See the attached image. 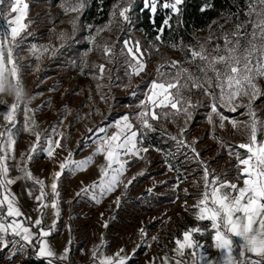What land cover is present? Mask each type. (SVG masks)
Segmentation results:
<instances>
[{
  "label": "rangeland",
  "instance_id": "rangeland-1",
  "mask_svg": "<svg viewBox=\"0 0 264 264\" xmlns=\"http://www.w3.org/2000/svg\"><path fill=\"white\" fill-rule=\"evenodd\" d=\"M23 2L28 4L26 16L21 21L26 28L15 43L10 36L4 39L3 31L7 30V20L17 14H9L7 3L0 6L3 10L0 41L4 44L5 66L9 70L12 67L8 64L11 47L12 60L18 68L19 88L22 89L17 99L16 80L6 72V83L12 90L9 92L6 88L0 95V116H5L13 103L18 107L13 120L4 121L0 150L23 183L30 187L40 188L47 184L52 172H61L55 181V197L62 211L58 228L71 242L72 255L67 264H101L102 260L112 256L114 262L128 256L134 264H143L162 255L183 258L189 249L181 256L176 251V240H183L184 232L194 227L202 229L193 233V239L202 245L194 252H212V248L204 243L213 230L212 222L196 219L203 207L200 201L205 191L209 192L216 184L225 180L239 182L243 178L240 173L244 166L239 164L237 156L243 159L248 153L238 146L250 143L253 123L250 111L255 112L258 141L264 142V135L260 134L264 129V95L251 103V109L249 97L243 95L233 101L235 111L231 110L232 105L219 106L220 90L215 87L216 78L207 65L212 57L227 54L225 37L232 41L228 47L240 40L241 47L235 54L241 62L246 55L245 49L250 50L252 44L257 48L264 45L258 27L264 20V5L259 0H249L240 22H221L212 30L200 31L194 35L192 46L179 50L147 42L133 29L130 19L124 20L120 16L123 8H130L131 0H122L115 6L111 20L92 33L86 31L81 22L82 8L72 11L80 0H63L55 5L44 0ZM174 2L163 1L160 6L164 8L165 3ZM126 15L129 17V12ZM122 27L125 33H121ZM137 42L139 51L133 59L128 48L135 52ZM201 45L208 61L192 55L193 51H201ZM217 46L219 51H216ZM258 56L259 52L253 54V64ZM138 62L145 68L135 75L133 67ZM201 69L207 71V76ZM208 77L212 80L218 111L227 118L223 127L220 126V115L211 110L212 96L205 94L203 88L193 86L195 80L207 87ZM154 80L165 84L179 81V95L177 88L170 90L175 98L172 102L179 101V111L170 104L161 107L148 102ZM142 83L145 88L138 103H118V97L135 96L137 86ZM256 83L264 92V77L258 78ZM161 99L162 96L158 97V103ZM120 111L124 113L108 124H102L112 112ZM153 112L158 119H152ZM141 113H147L143 118L154 131L159 130L174 140L173 148H168L167 153L143 142V134L150 129L143 125ZM125 115L130 129L125 128L122 119ZM132 132L137 133L136 147L120 156L123 170L117 171L120 168L117 163L109 167L107 145L103 142L113 134H120L122 140ZM51 138L60 146L54 143L53 155L49 157L47 142ZM80 145L75 155L74 150ZM102 145L105 151H97ZM81 161L86 163L77 167ZM62 163L65 164L63 170L60 168ZM29 172L31 177L27 175ZM147 174L150 175L143 180ZM114 175L117 181L109 191ZM164 193L171 199L159 206H151L152 195ZM138 200L152 209L134 218L127 210L134 209ZM28 258L29 251L27 256L11 252L0 264H21Z\"/></svg>",
  "mask_w": 264,
  "mask_h": 264
},
{
  "label": "snow or ice",
  "instance_id": "snow-or-ice-1",
  "mask_svg": "<svg viewBox=\"0 0 264 264\" xmlns=\"http://www.w3.org/2000/svg\"><path fill=\"white\" fill-rule=\"evenodd\" d=\"M7 3L10 8V13H16L17 15L7 20V30L3 31L4 39H7L9 36L13 43H15L17 37L21 35V32L26 28V25L21 23L23 18L26 16V12L28 9V4L24 3L23 0H0V6H3ZM86 0H80V3L77 8H73L72 11H78L79 8H83L85 6ZM183 0H175L174 3H165L163 5L164 8H171L174 12H179L180 9L178 5L182 4ZM259 3L264 5V0H259ZM145 6L150 7L153 13L156 12V0H145ZM209 5H205L208 7ZM251 7V5H249ZM130 8L125 7L120 11V16L124 18V20H128L129 17L126 15L129 12ZM205 10L204 8L201 9ZM255 11V9H252ZM259 14V13H258ZM3 15V10L0 9V16ZM164 25H168V20L164 21ZM240 26H238L239 28ZM254 27H257L254 25ZM258 27L261 28L260 36L264 39V20L260 21ZM163 31V29H160ZM234 35H238V33H234ZM253 38H255V34H253ZM127 44V41H125ZM229 44H232V41L225 37V51L226 55H218L211 58V61L207 65L208 71H211L215 78L216 83L215 87L218 88L219 91V106H230L232 111L236 110V106L233 105V101L238 98L240 95L249 97V107L251 109V103L255 100L259 99L264 92L261 91L260 86L256 83V80L260 77H264V45H261L259 48L255 44L251 45V49H245L246 55L244 56L243 62L239 56L235 53L240 49L241 44L240 40L237 39L236 43L232 47H228ZM4 44L0 41V92L5 91L7 88L9 92H11V85L7 84L6 81L8 77L6 76V72L9 73L10 77L16 80L17 89L15 91V96L17 99L21 95L22 89L19 88V79H18V68L15 62L12 60V49L9 47L8 49V64H11V69H7L4 63V54H3ZM107 51V49H106ZM139 51V44L137 42L136 51H133V48H128V53L136 59V52ZM205 49L201 45V51L196 52L193 51V57H199L202 61H208L209 58L204 55ZM216 51H219V46H217ZM259 52V56L256 60V63H252L253 54ZM217 65L223 66L218 67ZM145 65L143 63H137L133 67V72L135 75H139L141 71H143ZM103 70V66H101ZM187 72V69H184ZM201 71L205 72V76H207V71L201 69ZM189 79H192L189 76ZM179 81L165 83H157L155 80L152 81L151 91L152 94L147 97L148 102L153 105L167 107L169 104L171 108L178 109L179 101L172 102L175 99L171 93V89L177 88V95H179L178 89ZM187 85H185L186 87ZM194 87L203 88L205 94L212 96V104L211 110L213 113H217L220 115V126L223 127V121L227 119L223 115H221L218 111V103L217 97L215 93L212 91V80L211 77L207 79V87L203 84H197L195 80L193 81ZM160 91L157 92L156 90ZM227 89V91H226ZM162 96L163 99L159 100L158 97ZM2 102V101H0ZM6 103V102H3ZM143 103V102H142ZM18 107L17 103H13L10 106V110L4 116V119L7 121H12L14 117V113L16 108ZM186 114L188 113L187 109L183 110ZM250 115L253 116V123L251 126V135H250V143H241L238 147L241 149L247 150V157L240 159L239 155L237 156L239 160V164L244 167L241 169V176L243 177V187H238L235 183L223 182L219 185V187H214L211 190V193L205 191L203 195V199L200 201L199 214L197 215V220H210L212 222V228L215 230V234L212 239L215 242L214 246L217 249H220L222 252H227V259L225 264H264V142L258 141L257 136V126L255 120V112L250 111ZM147 113H141L142 123L143 125L150 129L154 130L153 126L148 122L146 117ZM125 122V128L130 129L131 124L128 123V116L125 115L122 117ZM152 119H158L155 112L152 113ZM117 128L120 127V122L116 123ZM233 126H235V122H233ZM103 131V129H101ZM260 134L264 135V129L260 130ZM3 133H0L2 136ZM137 136L136 132H132L130 136L125 135L121 140L120 134H113L111 137L107 138L103 143L107 145L106 157L109 160V167H111L112 163L120 164V168L117 171H122L124 168V163L120 161V156L122 154L127 155L129 152H132L135 149V138ZM37 139H39V134H37ZM55 143L57 147H59L58 141H49L48 155L51 157L53 155L52 144ZM35 150V148H33ZM97 151H105L103 145L101 148L97 149ZM142 151H147V149H142ZM195 151V149H193ZM4 158L0 157V161ZM31 159V157H29ZM86 163L85 161H81L77 163V167L81 164ZM61 170L65 168V164L60 165ZM7 169L3 167L2 163H0V174H6ZM31 177V173L27 174ZM61 176V172H56L54 174L53 179H57ZM117 177L114 175L112 177L111 182L109 183L108 190H112V185L116 183ZM13 180H8L7 183H14ZM38 183H42L39 182ZM131 183V181H129ZM216 183V181H213ZM4 185L3 181H0V187ZM51 189L53 192H56L57 184L54 182L51 185ZM225 189H231L232 191H224ZM235 193V194H233ZM44 193H41V196H37L36 199H42ZM58 195V193H57ZM7 201V215L8 216H20L22 213L19 208L15 207L11 200H8L7 197H4L3 200H0V205H3ZM211 205V206H209ZM47 205H45L46 207ZM53 208H56V204L53 203L51 205ZM36 224L40 225L41 221L36 220ZM107 227V225H105ZM11 229V232L14 235H21V231L23 232V239L31 243L32 233L28 228H24L20 224H9L5 226L4 224H0V233H6ZM202 229L199 227L191 228L188 231H185L183 234V240H176V244L178 245L176 251L183 256L185 249H191L195 247H201L197 241L193 239V233L201 232ZM143 232V229H141ZM42 236H48V232H42ZM239 238V248L240 251L237 254V257L233 256L235 241L233 239ZM156 239V237H153ZM0 244L7 247L9 241L5 240L2 236H0ZM19 250V249H18ZM67 251V249H65ZM121 252L123 249L120 250ZM246 253H252L257 257L256 259H252L247 256ZM55 253L51 250V248L47 245V243H43L39 246L38 256L39 257H52ZM119 255V253H117ZM62 259L65 257H61ZM203 258V257H202ZM49 264H51V260H49ZM101 264H124V259L121 258L118 261H113L111 257H107L101 261ZM177 264H181L180 261H177ZM208 264H212L211 261Z\"/></svg>",
  "mask_w": 264,
  "mask_h": 264
},
{
  "label": "trees",
  "instance_id": "trees-1",
  "mask_svg": "<svg viewBox=\"0 0 264 264\" xmlns=\"http://www.w3.org/2000/svg\"><path fill=\"white\" fill-rule=\"evenodd\" d=\"M44 1H49L51 5L63 2V0ZM156 1L158 2L157 10L152 14L150 8L143 5V0H131L130 24L135 31L143 35L147 42L158 47L179 50H185L192 46L195 42L194 35L200 31L212 30L221 22H240L249 4V0H183V3L179 5L180 11L174 12L160 6L161 2H170L171 0ZM121 2L122 0H86L80 17L84 27L87 28L86 31L95 32L108 23L111 20L115 6ZM205 5L209 6L205 7ZM202 8L205 10L202 11ZM165 20H168L167 26L164 25ZM124 27H122L121 33H125ZM160 29H163V31H160ZM144 88L145 83L139 84L135 96L118 97V103L121 105L138 103L143 98L142 90ZM123 113L124 111L112 112L102 124H108ZM142 137L145 144L155 146L164 153H167L168 148L171 149L174 146V140L159 130H146ZM81 146L74 150L75 155L78 154ZM148 175L150 174L145 175L142 179L145 180ZM170 199L169 194H153L149 201L151 206H159ZM134 207V209L127 210L133 213L134 218L140 216L142 212L152 209L150 205L139 200L135 202ZM34 238L28 247L29 258L23 260L21 264L44 263L43 258L37 259L35 256L36 236ZM69 255H72L71 250Z\"/></svg>",
  "mask_w": 264,
  "mask_h": 264
},
{
  "label": "crops",
  "instance_id": "crops-1",
  "mask_svg": "<svg viewBox=\"0 0 264 264\" xmlns=\"http://www.w3.org/2000/svg\"><path fill=\"white\" fill-rule=\"evenodd\" d=\"M2 93L3 92H0V95ZM4 121H5L4 116H0V133H2L5 127ZM1 138L2 136H0V141H2ZM49 141L55 142L54 138H51ZM49 141L47 142L48 146H49ZM52 149H55L54 143L52 144ZM0 157L4 158L2 161H0V163H2L3 167L7 169L6 174H0V181L4 182V185L0 187V200H3L4 197H7L8 200H11L14 206L19 208L20 212L22 213V215L20 216H8L7 201H5L3 205H0V224H4L5 226H7L9 224L15 223L22 225L24 228H28L32 233L31 243L33 238L36 236L35 256L37 258H43L44 261L48 263L49 260H51V264H67L69 259L71 242L69 240V237L67 235H63L62 233H60V229L58 228L57 222L62 216V211H61L60 203L55 197V192H53L51 189L52 183H54L58 179V178L55 180L53 179L54 174L56 172H52V175L49 178V181H47L46 185L43 184L42 187L40 188L38 186L30 187L29 185L24 184L22 177L12 169L9 162L7 161V157L5 156L2 150H0ZM8 180H13L15 182L8 184L7 183ZM224 182L235 183L238 185V187H243V178L239 182L236 181L231 182L226 180ZM221 183L216 184L212 188L219 187ZM211 190L209 191V193H211ZM224 191L231 192L232 190L225 189ZM42 192L44 193L42 199L37 200L36 197L41 196ZM53 203L56 204V208H53L51 206ZM45 205L47 206L45 207ZM36 220H40L41 224L37 225ZM42 232H48L49 235L42 236L41 234ZM214 234H215V230L213 229L210 231L207 240L204 242L208 245V247L212 248V252L210 253H204V252H200L199 254L198 252L195 253L194 249L198 251V248H201V247H195L189 249V251L186 252V255L183 258L162 255L157 259H154L152 261H147L146 263L143 264H177V261H180L181 264H208L209 261H211L212 264H225L227 259V252L226 251L222 252L220 249H217L214 246L215 242L212 239ZM23 235L24 234L22 231H21V235L19 236L14 235L11 232V229H9L8 232L6 233H0V236H2L5 240L9 241L7 247L3 246V244H0V263L4 261L5 257H8L11 254L12 242L14 239L18 238L23 240L27 248L29 247L31 243L25 241L23 239ZM233 239L236 242L234 245L233 256L237 257V254L240 251L239 238L233 237ZM43 243H47V245L55 253L54 256L52 257L38 256L39 246ZM65 249H67V251H65ZM246 255L254 259L257 258L252 253H246ZM61 257H65V258L62 259ZM111 258H113V256ZM133 261L134 260H130V258L127 256L124 259V264H134Z\"/></svg>",
  "mask_w": 264,
  "mask_h": 264
},
{
  "label": "built area",
  "instance_id": "built-area-1",
  "mask_svg": "<svg viewBox=\"0 0 264 264\" xmlns=\"http://www.w3.org/2000/svg\"><path fill=\"white\" fill-rule=\"evenodd\" d=\"M0 147H1V141H0ZM11 252L13 254L19 253V254H21L23 256H27L28 255V248L25 245V243L23 242V240L16 238L12 242V250H11Z\"/></svg>",
  "mask_w": 264,
  "mask_h": 264
}]
</instances>
